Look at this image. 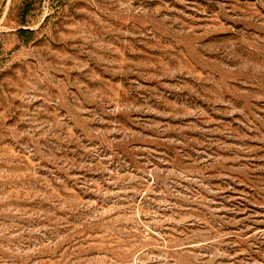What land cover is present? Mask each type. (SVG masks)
Masks as SVG:
<instances>
[{
    "label": "rangeland",
    "instance_id": "rangeland-1",
    "mask_svg": "<svg viewBox=\"0 0 264 264\" xmlns=\"http://www.w3.org/2000/svg\"><path fill=\"white\" fill-rule=\"evenodd\" d=\"M0 264H264V0H0Z\"/></svg>",
    "mask_w": 264,
    "mask_h": 264
}]
</instances>
